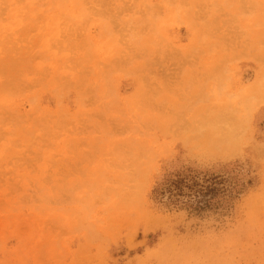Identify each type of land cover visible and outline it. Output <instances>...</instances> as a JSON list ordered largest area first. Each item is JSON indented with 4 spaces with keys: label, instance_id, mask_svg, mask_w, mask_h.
<instances>
[{
    "label": "rangeland",
    "instance_id": "rangeland-1",
    "mask_svg": "<svg viewBox=\"0 0 264 264\" xmlns=\"http://www.w3.org/2000/svg\"><path fill=\"white\" fill-rule=\"evenodd\" d=\"M0 264H264V0H0Z\"/></svg>",
    "mask_w": 264,
    "mask_h": 264
}]
</instances>
